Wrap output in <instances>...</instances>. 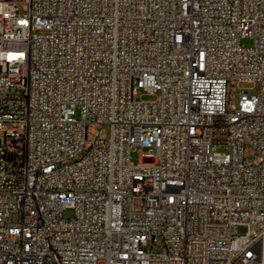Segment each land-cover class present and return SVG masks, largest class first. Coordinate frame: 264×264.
<instances>
[{
    "label": "built area",
    "instance_id": "2783aa9c",
    "mask_svg": "<svg viewBox=\"0 0 264 264\" xmlns=\"http://www.w3.org/2000/svg\"><path fill=\"white\" fill-rule=\"evenodd\" d=\"M0 264H264V0H0Z\"/></svg>",
    "mask_w": 264,
    "mask_h": 264
},
{
    "label": "rangeland",
    "instance_id": "374dc122",
    "mask_svg": "<svg viewBox=\"0 0 264 264\" xmlns=\"http://www.w3.org/2000/svg\"><path fill=\"white\" fill-rule=\"evenodd\" d=\"M242 43L246 46H250L254 43V39L251 37H245L242 39ZM248 88L250 94H258L260 92L261 84L258 81H242L238 83H234L233 88L230 92V100L233 105H238L239 102V94L240 92ZM161 96V92L159 90H156L154 92H151L149 90H146L144 88L139 89V93L136 95L137 99L141 100H155L158 99ZM102 129L104 131V135L106 136L108 134V125L107 124H98L95 123L90 127V131L94 130H100ZM148 150L147 147L142 146H134L133 151L131 152V159L135 162L139 160V158ZM65 215H72L71 209L65 210Z\"/></svg>",
    "mask_w": 264,
    "mask_h": 264
}]
</instances>
